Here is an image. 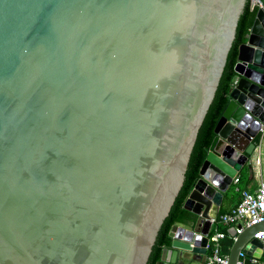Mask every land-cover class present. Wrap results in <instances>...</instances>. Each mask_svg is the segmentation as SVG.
Returning a JSON list of instances; mask_svg holds the SVG:
<instances>
[{"label":"water","instance_id":"95a60500","mask_svg":"<svg viewBox=\"0 0 264 264\" xmlns=\"http://www.w3.org/2000/svg\"><path fill=\"white\" fill-rule=\"evenodd\" d=\"M246 0H0V264H148ZM155 264H206L223 193L264 124V0ZM264 221L228 264L264 259ZM255 258V262L250 259Z\"/></svg>","mask_w":264,"mask_h":264},{"label":"trees","instance_id":"16d2710c","mask_svg":"<svg viewBox=\"0 0 264 264\" xmlns=\"http://www.w3.org/2000/svg\"><path fill=\"white\" fill-rule=\"evenodd\" d=\"M255 10L250 7V0H246L243 12L240 16L236 27L235 38L228 52L226 63L219 80L214 98L207 110L198 139L196 141L188 169L184 185L177 196L175 203L166 218L163 227L158 236L156 245L153 248L148 264H155L161 252V248L168 240V231L170 226L176 220H183L188 216V212L183 209V202L192 184L198 177L199 167L204 159L208 145L213 138L214 126L228 101V92L231 87V80L234 75V64L236 62V54L238 45L244 40L245 34L248 32L254 18Z\"/></svg>","mask_w":264,"mask_h":264},{"label":"built area","instance_id":"2783aa9c","mask_svg":"<svg viewBox=\"0 0 264 264\" xmlns=\"http://www.w3.org/2000/svg\"><path fill=\"white\" fill-rule=\"evenodd\" d=\"M260 132H264L262 124ZM239 178H234L237 183ZM239 201L228 211L221 213L217 217L211 218L212 225H223L225 227L234 226L236 233H239L245 226L264 221V169L261 170L258 184L253 190H241ZM226 233L218 228L211 229L208 234L206 248L208 249V258L206 264H228V254L222 251V240ZM255 238L264 239V231H259L254 235ZM247 255L241 251L236 264H244ZM255 262V258L250 259ZM259 264H264V259Z\"/></svg>","mask_w":264,"mask_h":264},{"label":"crops","instance_id":"0c3cea01","mask_svg":"<svg viewBox=\"0 0 264 264\" xmlns=\"http://www.w3.org/2000/svg\"><path fill=\"white\" fill-rule=\"evenodd\" d=\"M255 140L258 141V148L253 157V161L251 164L247 163L241 168L235 175V177L239 178V181L234 183V177L229 188L223 193L221 204L216 207L218 211L217 216L228 211L239 201L241 190H253L256 188L261 170L264 169V132H259ZM231 227H225L223 225H217L216 227V225H212V229L218 228L220 231L226 233V237L222 240V251L226 254H229V249L232 244V238L228 232L231 230Z\"/></svg>","mask_w":264,"mask_h":264}]
</instances>
